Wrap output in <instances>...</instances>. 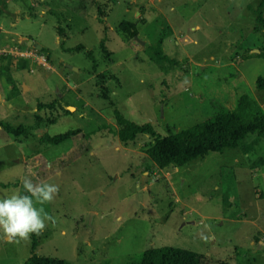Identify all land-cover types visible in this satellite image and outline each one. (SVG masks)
<instances>
[{"label":"rangeland","instance_id":"1","mask_svg":"<svg viewBox=\"0 0 264 264\" xmlns=\"http://www.w3.org/2000/svg\"><path fill=\"white\" fill-rule=\"evenodd\" d=\"M260 1L0 4L2 28L33 41H21L23 47L40 44L50 66L29 63V73L18 75V61L8 57L9 72L0 75V194L23 193L25 177L60 186L55 199L42 205L55 223L34 235L36 254L65 264H126L149 248L167 247L200 254L199 264H264V137L252 144L255 134L248 135L238 148L182 166L159 169L146 159V171L152 138L122 144L112 114L117 109L167 135L212 117L214 103L233 107L243 92L264 113V88L256 84L264 78V30H255L254 18ZM123 20L135 24L143 45L120 32ZM58 27L65 34L62 45ZM163 29L165 53L180 62L164 70L145 49ZM78 45L84 49L66 51ZM21 77L30 89L16 87ZM57 97L62 101L52 109L38 107ZM5 126L27 127L29 134L15 136ZM68 130L79 132L59 145L44 141L45 133ZM223 168L230 170L226 179ZM32 236L9 241L0 231V264L25 262Z\"/></svg>","mask_w":264,"mask_h":264},{"label":"trees","instance_id":"2","mask_svg":"<svg viewBox=\"0 0 264 264\" xmlns=\"http://www.w3.org/2000/svg\"><path fill=\"white\" fill-rule=\"evenodd\" d=\"M0 2L1 6L5 7V2ZM263 9L264 0H261L259 6L254 10L256 31L264 30ZM118 29L130 38H134L138 34L133 22L123 20L118 25ZM164 30L156 40L145 47L151 60L156 62L162 70L166 66L175 68L180 65L178 60L169 57L163 49ZM57 33L60 37H65L59 27ZM63 42L62 39L60 44L62 45ZM101 47L106 53L107 50L103 41H101ZM83 49V46L78 45L74 48H67L66 51H81ZM87 53L91 58L90 52ZM259 54L264 57V40ZM10 60L8 57L0 58V75L2 72L6 74L9 72ZM29 63L31 62L27 59H19L15 72L18 75L29 73ZM12 77V74L6 75L8 79ZM22 82H24L23 77H21V81H17L16 87L20 88L19 90H22ZM256 84L258 88H264V78L262 76L258 77ZM105 99L108 100L107 97ZM61 101L57 97L55 101H51L46 105L39 104L38 107L52 109ZM214 108L215 112L212 117L190 128L167 135L157 133L150 123L136 124L127 120L117 109H114L112 114L118 126V139L122 144L134 143L141 135H148L152 138V144L145 150L146 155L143 162L144 169L148 171L149 167L145 163L146 159L151 160L159 169H165L170 165L182 166L192 160L203 159L210 152H222L226 148H238L240 142L245 140L248 135L255 134L252 144L260 142L264 137V113L258 101L247 93L238 94L233 107H225L214 103ZM63 109L69 112L66 108ZM5 128L15 136L29 134L27 127L12 128L5 126ZM78 132L79 130H68L65 133L53 136L45 133L44 141L49 145H59L70 140ZM222 171L223 179H226L224 174L229 173L230 170L223 168ZM2 186L6 187L7 185L3 184ZM32 237L30 256L22 264H65L63 260L36 254L37 241L34 234ZM200 259L201 255L193 251L154 247L142 252L138 260L126 264H199Z\"/></svg>","mask_w":264,"mask_h":264},{"label":"clouds","instance_id":"3","mask_svg":"<svg viewBox=\"0 0 264 264\" xmlns=\"http://www.w3.org/2000/svg\"><path fill=\"white\" fill-rule=\"evenodd\" d=\"M23 193L17 189L10 194H0V231L9 241L28 240L31 235H41L55 218L42 205L51 203L60 186L47 180H22ZM41 205V207H37Z\"/></svg>","mask_w":264,"mask_h":264},{"label":"built area","instance_id":"4","mask_svg":"<svg viewBox=\"0 0 264 264\" xmlns=\"http://www.w3.org/2000/svg\"><path fill=\"white\" fill-rule=\"evenodd\" d=\"M2 2H7L8 0H0ZM3 33L4 30L0 24V58L1 57H10L16 59L18 61L21 59H27L32 64L34 63L35 66L43 69L48 70L50 68L48 64V57L47 52L41 49H31L27 47H23L20 43L19 44H5L3 43ZM32 72V69L30 70Z\"/></svg>","mask_w":264,"mask_h":264},{"label":"crops","instance_id":"5","mask_svg":"<svg viewBox=\"0 0 264 264\" xmlns=\"http://www.w3.org/2000/svg\"><path fill=\"white\" fill-rule=\"evenodd\" d=\"M18 12H17V10L15 9V13L13 14V20H14V23H13V25H15L16 23H17V16H18ZM4 30V29H3ZM65 35V34H64ZM16 36V34L15 33H13V32H10V31H6V30H4V33H3V36H2V38H3V43H5V44H8V45H10V44H19V43H21V41H23V40H25V44L27 45V46H29V44H28V40H31L30 38H27V37H20V38H16L15 37ZM62 38H64L63 40H65V37H62ZM32 41V40H31ZM56 42H58L59 44H60V37L58 36H56ZM32 43H33V41H32ZM34 44H38V43H34ZM32 45V44H31ZM40 45V44H39ZM40 48H42L41 47V45H40ZM67 49V48H66ZM263 60H264V57H263ZM188 61H190V59L188 58ZM224 63H226V62H224ZM225 67H226V64H223ZM229 65H231V64H229ZM242 65H245V63L244 64H242ZM224 66H222V67H224ZM205 66L204 65H200V69L201 70H204L205 68H204ZM35 71V70H34ZM45 77H49L47 74H45ZM58 77H59V79H62V77H61V75H59L58 74ZM245 79H247V78H245ZM256 79V78H255ZM23 83H25L26 84V82H22V84ZM26 86H27V88L26 89H28L29 88V85L28 84H26ZM69 87V86H68ZM30 89V88H29ZM23 91L25 90V89H22ZM57 91V90H56ZM60 96V95H59ZM63 103H65V101H63ZM261 107V106H260ZM144 173H146V172H144Z\"/></svg>","mask_w":264,"mask_h":264},{"label":"water","instance_id":"6","mask_svg":"<svg viewBox=\"0 0 264 264\" xmlns=\"http://www.w3.org/2000/svg\"><path fill=\"white\" fill-rule=\"evenodd\" d=\"M134 38H135V39H136L141 45L144 44V41L139 40V39L137 38V36H135ZM27 42H28L29 45L32 44V41H31V40H28ZM34 46H35V48L40 49V45H39V44H34ZM22 86H23V89H26V88H27V86H26L25 83H23Z\"/></svg>","mask_w":264,"mask_h":264},{"label":"bare ground","instance_id":"7","mask_svg":"<svg viewBox=\"0 0 264 264\" xmlns=\"http://www.w3.org/2000/svg\"><path fill=\"white\" fill-rule=\"evenodd\" d=\"M72 107H70V109H71ZM72 110V109H71Z\"/></svg>","mask_w":264,"mask_h":264}]
</instances>
